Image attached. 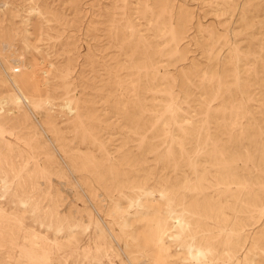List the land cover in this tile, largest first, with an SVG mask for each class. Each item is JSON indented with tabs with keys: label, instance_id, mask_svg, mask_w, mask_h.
Wrapping results in <instances>:
<instances>
[{
	"label": "rangeland",
	"instance_id": "obj_1",
	"mask_svg": "<svg viewBox=\"0 0 264 264\" xmlns=\"http://www.w3.org/2000/svg\"><path fill=\"white\" fill-rule=\"evenodd\" d=\"M0 40V264H264V0H0Z\"/></svg>",
	"mask_w": 264,
	"mask_h": 264
},
{
	"label": "bare ground",
	"instance_id": "obj_2",
	"mask_svg": "<svg viewBox=\"0 0 264 264\" xmlns=\"http://www.w3.org/2000/svg\"><path fill=\"white\" fill-rule=\"evenodd\" d=\"M10 39V38H9ZM3 40V39H2ZM7 40V39H6ZM1 41V40H0ZM10 41V40H9ZM2 42H4V41H2ZM7 42V41H6ZM6 45H7V43H6ZM12 45V44H11ZM3 47V46H2ZM2 47H1V49H2ZM11 48H12V46H11ZM10 54H11V52H10ZM14 54V53H13ZM9 55V54H8ZM12 55V54H11ZM5 56V55H4ZM10 56V55H9ZM7 57V56H6ZM2 59V58H1ZM5 60V59H4ZM1 61V60H0ZM9 61V60H8ZM5 62V61H4ZM4 62H3V64H4ZM7 62V61H6ZM220 65H222V64H220ZM219 66V65H218ZM226 67V66H225ZM225 67H223L224 69H226ZM218 68V67H217ZM223 68H221V69H223ZM1 69V68H0ZM24 69V64H23V62L21 61V59H18V58H16V59H11V61L8 63V65L6 66V67H4L3 66V70H7V72H8V82H9V84H11V86L12 87H14L15 88V90H17V93H18V95L16 96V97H14L13 98V104H15L16 106H19L21 103H22V99H24V100H26V98L23 96V93H21L20 92V90H19V87H18V84H17V81H16V77H18V75L20 74V72L22 71ZM26 70V69H25ZM220 70V69H219ZM225 70H223L222 72H224ZM2 72V71H1ZM221 72V73H222ZM226 72H227V69H226ZM225 73V72H224ZM18 74V75H17ZM215 74H216V72H215ZM213 75H214V73H213ZM225 75V74H224ZM2 76H4V75H2ZM204 77V76H203ZM223 78H224V76H222ZM1 78V77H0ZM4 78V77H3ZM20 78V77H19ZM43 78V77H42ZM223 78H220V79H223ZM203 79V78H202ZM215 79V78H214ZM2 80V79H1ZM204 80H205V78H204ZM211 80V79H210ZM224 80H225V78H224ZM43 81V80H42ZM206 81V80H205ZM3 82V81H2ZM220 82V81H219ZM223 82V81H222ZM201 83V82H200ZM205 83V82H204ZM224 84V83H223ZM7 86V85H6ZM221 86H223V85H221ZM36 90H37V88H36ZM214 92V91H213ZM12 93V92H11ZM11 93H10V95H11ZM216 93V92H215ZM39 94V93H38ZM212 94V93H211ZM9 95V96H10ZM183 95V94H182ZM216 95V94H215ZM218 95V94H217ZM13 97V96H12ZM29 97V96H28ZM213 97V96H212ZM212 97H210V98H212ZM32 98V97H31ZM30 98V99H31ZM34 100V99H33ZM3 101H6V100H3ZM2 102V101H1ZM210 102V101H209ZM75 103V102H74ZM6 104V103H5ZM11 105V104H10ZM29 105V104H28ZM38 104H36V106H37ZM25 106H27V105H25ZM2 107V106H1ZM28 107V106H27ZM34 107V106H33ZM3 108V107H2ZM20 108V107H19ZM37 108V107H36ZM39 108V107H38ZM69 108V107H68ZM75 108V107H74ZM211 108V107H210ZM7 109V108H6ZM5 109V110H6ZM20 109H22V105H21V108ZM44 109V108H43ZM207 109V108H206ZM212 109V108H211ZM33 110V109H32ZM46 110V109H45ZM74 110V109H73ZM17 111V110H16ZM15 111V112H16ZM206 111V110H205ZM6 112H7V110H6ZM19 112V111H18ZM20 112H22V111H20ZM19 112V113H20ZM27 112V111H26ZM30 112V111H29ZM38 112V111H37ZM42 112V111H41ZM45 112V111H44ZM207 112H208V110H207ZM22 114V113H21ZM44 114V113H43ZM2 115V114H1ZM33 115V114H32ZM22 116V115H21ZM31 116V115H30ZM207 116V115H206ZM205 116V117H206ZM1 117V116H0ZM27 117H28V115H27ZM38 117V116H37ZM36 117V118H37ZM78 117H80V116H78ZM210 117V116H209ZM6 118V117H5ZM8 118H9V116H8ZM12 118V117H11ZM14 118V117H13ZM26 118V117H25ZM81 118V117H80ZM79 118V119H80ZM1 119H2V117H1ZM27 119V118H26ZM30 119V118H29ZM46 119V118H45ZM48 119V118H47ZM82 119V118H81ZM80 119V120H81ZM135 119V118H134ZM134 119H132L133 121H134ZM3 120V119H2ZM28 120V119H27ZM1 121V120H0ZM13 121V120H12ZM22 121V120H21ZM29 121V120H28ZM28 121H27V123H28ZM37 121V120H36ZM51 121V120H50ZM53 121V120H52ZM52 121H51V123H52ZM3 122H4V120H3ZM26 122V121H25ZM30 122V121H29ZM42 122V121H41ZM54 122V121H53ZM207 122V121H206ZM16 123H18V122H16ZM16 123H14V124H16ZM49 123V122H48ZM47 123V124H48ZM55 123V122H54ZM54 123H52L53 125H54ZM85 123V122H84ZM134 123V122H133ZM133 123H132V125H133ZM13 124V125H14ZM39 124V123H38ZM43 124H44V122H43ZM47 124H46V126H47ZM50 124V123H49ZM207 124V123H206ZM7 125V124H6ZM12 125V126H13ZM18 125H20V124H18ZM35 125V124H34ZM42 125V124H41ZM40 125V126H41ZM53 125H52V127H53ZM56 125V124H55ZM84 125V124H83ZM15 126V125H14ZM13 126V127H14ZM29 126V125H28ZM49 126H51V125H49ZM11 127V126H10ZM18 127V126H17ZM36 127V126H35ZM78 127H80V126H78ZM15 128H16V126H15ZM23 128V127H22ZM30 128V127H29ZM34 128V127H33ZM55 128H56V126H55ZM133 128H134V125H133ZM17 129V128H16ZM21 128H19V130H20ZM51 129V128H50ZM49 129V131H51ZM53 129V128H52ZM57 129V128H56ZM55 129V130H56ZM54 130V129H53ZM52 130V131H53ZM43 131V130H42ZM48 131V130H47ZM48 131V132H49ZM51 131V132H52ZM57 131V130H56ZM50 133V132H49ZM54 133V132H53ZM261 134H259V136H260ZM263 136V135H262ZM259 138V137H258ZM55 140H56V137H55ZM262 140V139H261ZM54 141V140H53ZM56 142H57V140H56ZM262 145V144H261ZM261 147H263V145L261 146ZM236 155H238L239 156V154H236ZM232 157V156H231ZM237 157V156H236ZM233 158H235V157H233ZM231 160H233V159H231ZM230 162H234V161H230ZM75 168V167H74ZM73 168V169H74ZM192 169H193V167H191ZM77 171V170H76ZM196 171V170H195ZM78 172V171H77ZM186 179V178H185ZM190 178H188V180H189ZM199 179V178H198ZM204 180H205V178H203ZM203 179H202V181H203ZM233 179V178H232ZM187 180V181H188ZM194 180V179H193ZM197 180V179H196ZM226 180V179H225ZM159 181V180H158ZM186 181V182H187ZM192 181V180H191ZM200 181V180H199ZM229 181H230V179H229ZM147 182V181H146ZM177 182H179V181H177ZM183 182V181H182ZM193 182V181H192ZM198 182V181H197ZM233 182V181H232ZM148 183V182H147ZM175 184V182H172V184ZM191 183V182H190ZM194 183V182H193ZM203 183H204V181H203ZM231 183V182H230ZM229 183V184H230ZM237 183V182H236ZM242 183V181L240 182V184ZM149 184V183H148ZM154 184V183H153ZM158 184V183H157ZM160 184V183H159ZM167 184V183H166ZM169 184V183H168ZM171 184V183H170ZM235 183H233V184H231V185H234ZM246 184V183H245ZM162 185V184H161ZM197 185H199V183H197ZM196 185V186H197ZM123 186V185H122ZM122 186H121V188H122ZM141 186H142V184H141ZM167 186V185H166ZM175 186H177L176 184H175ZM201 186V185H200ZM235 186H236V184H235ZM242 186V185H241ZM151 187V186H150ZM162 187V186H161ZM180 187V186H179ZM189 187V186H188ZM203 187H205V186H203ZM244 187V186H243ZM246 187V186H245ZM125 188V187H124ZM145 188V187H144ZM167 188V187H166ZM168 188H170V187H168ZM172 188V187H171ZM190 188V187H189ZM198 188V187H197ZM116 189V188H115ZM120 189V188H119ZM139 189V188H138ZM182 189V188H181ZM199 189V188H198ZM201 189V188H200ZM125 190V189H124ZM127 190V189H126ZM147 190V189H146ZM155 190V189H154ZM157 190V189H156ZM155 190V191H156ZM172 190V189H171ZM177 190V193L178 192H180V191H178V189H176ZM189 190V189H188ZM190 190H191V188H190ZM195 190H196V188H195ZM114 191V190H113ZM120 191V190H119ZM149 191V190H148ZM159 191V190H158ZM163 191V190H162ZM167 191H168V189H167ZM199 191H201V190H199ZM94 192V191H93ZM116 192H117V189H116ZM121 192V191H120ZM131 192V191H130ZM145 192V191H144ZM150 192V191H149ZM165 192V191H164ZM164 192H162V194L164 193ZM171 192V191H170ZM182 192V191H181ZM187 192V191H186ZM189 192V191H188ZM191 192V191H190ZM91 193V192H90ZM115 193V192H114ZM128 193V192H127ZM168 193V192H167ZM92 194V193H91ZM136 194V193H135ZM155 194V193H154ZM165 194V193H164ZM170 194V193H169ZM172 194V193H171ZM199 194H200V192H199ZM93 195V194H92ZM130 195V194H129ZM146 195V194H145ZM149 195V194H148ZM173 195H174V193H173ZM201 195V194H200ZM131 196H132V194H131ZM153 196V195H152ZM154 196H156V195H154ZM170 196V195H169ZM179 196V195H178ZM181 196V195H180ZM204 196V195H203ZM138 197H140L139 195H138ZM157 197H159V196H157ZM173 197V196H172ZM171 197V198H172ZM236 197H237V195H236ZM112 198V197H111ZM136 198V197H135ZM178 198V197H177ZM180 198V197H179ZM185 198V197H184ZM190 198H192V197H190ZM190 198H189V200H190ZM202 198V197H201ZM204 198V197H203ZM132 199V198H131ZM134 199V198H133ZM142 199V198H141ZM164 199V198H163ZM165 199H168L167 197L165 198ZM170 199V198H169ZM182 199V198H181ZM239 199V198H238ZM129 200V199H128ZM136 200H138V199H136ZM135 200V201H136ZM175 200V199H174ZM197 200V199H196ZM195 200V201H196ZM199 200V199H198ZM203 199H201V201H202ZM207 200L208 199H206L205 201L207 202ZM139 201V200H138ZM185 201V200H184ZM200 201V200H199ZM204 201V200H203ZM155 202V201H154ZM171 202V201H170ZM178 202V201H177ZM181 202V201H180ZM210 202V201H209ZM110 203H112V202H110ZM184 203V202H183ZM186 203V202H185ZM195 203V202H194ZM203 203V202H202ZM210 203H212V202H210ZM209 203V204H210ZM236 205H238V204H240V203H238L237 201H236ZM143 204H144V202H143ZM171 204V203H170ZM180 205H181V203H179ZM192 203H190V205H191ZM196 204V203H195ZM200 204V203H199ZM208 204V203H207ZM174 205V204H173ZM177 205V204H176ZM110 206V205H109ZM131 206V205H130ZM129 206V207H130ZM166 206V205H165ZM210 206H212V204H210ZM122 207V206H121ZM179 207V206H178ZM185 207V206H184ZM187 207V206H186ZM192 207V206H191ZM197 207V206H196ZM200 207H202V206H200ZM204 207V206H203ZM215 207V206H214ZM110 208V207H109ZM117 208V207H116ZM135 208V207H134ZM133 208V209H134ZM183 208V207H182ZM205 208V207H204ZM207 208H208V205H207ZM167 209V208H166ZM165 209V210H166ZM187 209V208H186ZM195 209V208H194ZM198 209V208H197ZM169 210V209H168ZM171 210V209H170ZM183 210V209H182ZM181 210V211H182ZM196 210V209H195ZM214 210V209H213ZM127 211V210H126ZM185 211V210H184ZM203 211V210H202ZM212 211V210H211ZM214 211H216V210H214ZM131 212V211H130ZM176 212H178V211H176ZM192 212V211H191ZM206 212H208V211H206ZM206 212H205V214H206ZM135 213V212H134ZM160 213V212H159ZM175 213V212H174ZM185 213H187L186 211H185ZM200 213V212H199ZM110 214V213H109ZM181 214V213H180ZM129 215V214H128ZM132 215H133V213H132ZM202 215H203V213H202ZM207 215H210V212L207 214ZM213 215V214H212ZM186 216V215H185ZM196 216H198V215H196ZM203 216H205V215H203ZM111 217V216H110ZM171 217V216H170ZM169 217V218H170ZM180 217V216H179ZM125 218V217H124ZM199 218V217H198ZM207 218V217H206ZM210 218V217H209ZM120 219V218H119ZM165 219V218H164ZM163 219V220H164ZM174 219V218H173ZM180 219V218H179ZM203 219V218H202ZM213 219V218H212ZM194 220V219H193ZM208 220V219H207ZM206 220V221H207ZM159 221V220H158ZM175 221H177V220H175ZM195 221V220H194ZM116 222H117V220H116ZM141 222V221H140ZM145 222H146V220H145ZM156 223H157V221H155ZM154 222V223H155ZM174 222V221H173ZM124 223V222H123ZM180 223V222H179ZM200 223V222H199ZM198 223V224H199ZM204 223H205V221H204ZM203 223V224H204ZM163 224V223H162ZM195 224V223H194ZM176 225V224H175ZM123 226V225H122ZM158 226V225H157ZM190 226V225H189ZM194 226V225H193ZM197 226V225H196ZM200 226H201V224H200ZM166 227V226H165ZM172 227H174V226H172ZM207 227V226H206ZM201 228V227H200ZM150 229H152V227L151 228H149V231H150ZM159 229V228H158ZM166 230V229H165ZM173 230V229H172ZM190 230V229H189ZM201 230H203V229H201ZM152 231V230H151ZM198 231V230H197ZM161 232V231H160ZM166 232V231H165ZM191 232V231H190ZM201 232H203V231H201ZM152 233H154V232H152ZM163 233V232H162ZM167 233V232H166ZM165 233V234H166ZM200 233V232H199ZM229 233V232H228ZM157 234V233H156ZM155 234V235H156ZM171 234V233H170ZM154 235V234H153ZM168 235H169V233H168ZM186 235V234H185ZM189 235V234H188ZM173 236H175V235H173ZM190 236V235H189ZM208 237H210V236H208ZM149 238V237H148ZM180 238H182V237H180ZM187 238H189V237H187ZM205 238V237H204ZM227 238V237H226ZM185 239V238H184ZM202 239V238H201ZM200 239V240H201ZM228 239H230V238H228ZM233 239V238H232ZM154 240V239H153ZM183 240V239H182ZM189 240V239H188ZM198 240V239H197ZM216 240V239H215ZM227 240V239H226ZM148 241V240H147ZM184 241V240H183ZM207 241V240H206ZM228 241V240H227ZM199 242V241H198ZM209 242V241H208ZM223 242V241H222ZM156 244H155V249H157V263L156 264H164L163 263V261H164V257H165V255L162 253V251L163 250H165V248L167 247H165V244H164V242H163V240H162V234H159L158 236H157V239H156V242H155ZM188 243H190V242H188ZM187 243V244H188ZM219 242H217V244H218ZM198 244V243H197ZM200 244V243H199ZM202 244V243H201ZM222 244H226V243H222ZM230 244H231V242H230ZM148 245V244H147ZM189 246V245H188ZM196 246V245H195ZM230 247H232V246H230ZM233 247H235V246H233ZM232 247V248H233ZM186 248H187V246H186ZM195 248V247H194ZM198 248V247H197ZM213 248H215L216 249V247H214V245H213ZM232 248L230 249V250H232ZM200 249V248H199ZM210 249H212L211 247H210ZM187 250V249H186ZM203 250V249H202ZM225 250V249H224ZM192 251V250H191ZM196 251V250H195ZM217 251V250H216ZM190 252V251H189ZM208 252V251H207ZM164 255H162V254ZM166 253V252H165ZM204 253H205V251H204ZM211 253V252H210ZM156 254V253H155ZM167 255V254H166ZM190 255V254H189ZM214 255H216V254H214ZM231 255H232V252H231ZM169 256V255H168ZM171 256V255H170ZM190 256H192V255H190ZM195 256L197 257L196 259L197 260H199L198 259V257H202V255H201V251L200 250H197L196 251V254H195ZM206 256H208V255H206ZM213 256V255H212ZM230 256V255H229ZM211 257V256H210ZM210 257H208V258H210ZM232 257H234V255H232ZM213 258V257H212ZM145 260H147V259H145ZM144 260V261H145ZM166 260V259H165ZM197 260H196V262H197ZM210 260H211V258H210ZM148 261V260H147ZM146 261V262H147ZM168 261H170V260H168ZM151 261H149V263H150ZM141 264H142V262H140ZM152 263V262H151ZM155 263V262H154ZM165 263H166V261H165ZM211 264V263H210Z\"/></svg>",
	"mask_w": 264,
	"mask_h": 264
}]
</instances>
